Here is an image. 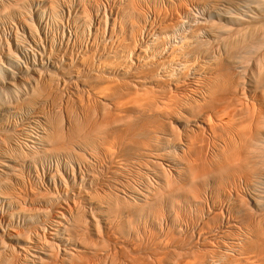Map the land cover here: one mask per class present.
<instances>
[{
    "label": "rangeland",
    "instance_id": "obj_1",
    "mask_svg": "<svg viewBox=\"0 0 264 264\" xmlns=\"http://www.w3.org/2000/svg\"><path fill=\"white\" fill-rule=\"evenodd\" d=\"M64 1H66L67 3ZM70 1L71 0H63V1L59 0L58 3L56 4L55 10L57 11H55L54 13L55 15H51V14L48 15L47 13H44L45 17L42 15L43 19L46 20L45 21L46 23L42 22V30H41L42 32H40L41 36H39V48L38 49H41V50H38L32 44L30 46V43L29 45L26 43L24 46L26 47L28 46L27 49H25L26 47H24L22 51L18 53L16 57L17 61H19L20 64L18 62L17 63L19 65L23 64L22 66H18L19 68L27 69L28 68L27 66H29V68L30 66L32 67L34 66L36 75L28 72L29 74H27L25 78H26V81H30L31 78L34 81L33 78L36 76L35 78L37 80L34 81L35 84L31 85L32 83H34L31 80L32 83L26 82L27 84L25 85L23 84V86H19L18 88L16 87L18 92L17 90H14V92L12 93L13 96L8 95V92H5L3 94L4 97H2L3 101H5L4 98L7 96L8 97L5 98L6 100H8V98L10 99V96L14 97L16 99L15 104L17 106L13 104L14 101L12 100V98L10 99L12 101H9V100L8 102L6 101L8 103L7 105L11 106L12 108L15 107L14 108L15 111L14 113L12 112L7 113L9 117L5 113V116L3 115L5 119L3 118L4 120H0L1 123L2 122L4 123V124L3 123L0 124V133L2 134L3 132V135L6 133L5 137L3 135H0V137L1 136L3 137V138L1 137L2 139L0 138V140L2 141L3 139L6 140L7 134H8V136L10 137L9 139H11L12 141L9 140L8 138L6 140V141L8 140L10 141V142L8 141L7 143V145L11 144L10 146H7L4 143L5 140L3 142L0 141L1 142L0 146L1 148L3 147L2 149H0V152L1 153L4 152L3 153L4 155L1 153L0 155H2V157H5L6 155L5 158L11 161L10 164L14 163V165L12 166L17 165L20 168V170H18L19 168L17 166L13 168V171L18 173V174L16 173V176L19 177L20 180L19 178H16V176L15 177L13 176L15 175V172L12 171L11 175L9 174L7 177L8 179L10 177L9 179L10 181H8L7 178L5 181V183L7 182H10V183H7V186L6 184H4L0 188V194L2 193L1 197L3 199L2 200L0 197V235L2 234V236H4V237H0V244L4 243V247L2 244L0 245L1 247H3L0 249V251L3 250L2 253H0V260L3 259L4 261L5 258L3 257H7V258L12 257L11 261L7 259L8 264L10 263L11 264H29L30 262H31L30 264H41V263L46 264V262L48 263L53 262L50 264H62V263L66 264L67 260L70 259L67 264H71V263L75 264L76 259L78 258L81 259L82 257L84 258L87 256L86 254H84L86 256H82L83 254L81 255V252L85 250L84 253L86 252L87 254H90L91 256L89 255L90 257L89 256L88 257L91 260L94 257L93 260H95L92 263L93 260L91 261L90 259H87L88 264L90 263L91 264H97V263L98 264H107V263L114 264L115 262H116L115 264H134V263L135 264H141V263L142 264H172V263L173 264H191V263L197 264V262L200 263L201 261H208V262L210 261L211 263L213 262L212 264H235V263L245 264L246 260L249 259V256L251 255L254 256L255 258L253 257L252 262L250 264H257V263L263 264L264 263V257H263L264 248L263 247L258 246V248L260 249L263 248L261 250L262 254L260 252V249H257V247L254 248L257 245H254L252 246V248H250L252 249V251L248 248H247L248 250L242 251L240 249L241 244L238 245L237 240L238 242H240L239 239H242V237H244L246 234H249V233L254 234L253 229L254 231H256L255 234L256 233L260 234L264 232V216H263L264 207L262 209L259 207L257 208L256 206L258 205L255 204L257 200L258 202L260 201L264 202V183H263L264 168L262 169V166H264V163H263L264 158L260 160L258 158L260 164L258 162L256 163V161L254 163V165L258 164L259 166L262 164L261 167H258L256 165L258 168L261 169L260 171H257L256 170L257 167H255L254 165L253 166L255 168L252 169L253 167L251 165H248L249 167L251 166L249 168L247 167V164L243 165L239 162L242 160L246 161V156L243 155L242 153L243 151L244 152L246 151V149L244 150V147L245 148L247 147L246 145L248 144L250 140L251 142L254 141L252 139L253 136L255 139V135L252 136L251 132L255 134L257 133V130L264 129L261 126L262 124L261 125L259 124L264 119V106H263L264 99L262 97L264 96V91L262 90L263 92H261V89L260 90L256 89L253 86L251 87L250 84H248V87L250 86L252 89H250V87L249 88L247 87L248 90L245 89L241 92L239 91L240 93H238L236 97L239 99L235 98L233 100L232 98H229L227 96L226 92L225 94L222 93L223 97L225 95H226L225 97H227V99L224 97L225 100H227L225 101L224 98H222V95L219 94L220 92H224V91L220 90L219 92L216 89L215 86L217 85L218 81H216V79L213 78L215 77L217 79H220L219 76L215 74L216 71H214L213 69L216 67L215 63H217L218 61L217 59L220 60L221 57L222 58L224 57L222 48L221 46H219L220 44L218 43L220 41H218V38L216 36H213L214 34H216V32L214 31H216L217 27L220 26L219 23L221 25L224 24L223 21L217 19L218 18L217 14L218 13L221 14L223 12L227 16L228 9H230L228 10V12H230V11L236 10L237 8H242L240 9L241 11V10H244L245 6L238 7L237 5L236 7V5L232 6L230 4H225V3H216L214 2V0H127V1L126 0H82V1L72 0L71 2ZM77 2H79V4ZM210 2L212 5L210 4ZM70 5L72 6V8L70 7ZM79 5H83V6H79ZM210 6L212 8H210ZM82 7L85 9V11ZM249 7L250 6H246L245 10L247 11L245 10H244L245 12L241 11V12H244L242 14H239L240 11L238 12V9H237L236 11H234V15H232L233 12H230L229 15L235 16L237 13L239 15H236V16H240V15L243 16V14H245L244 16L249 15V17L255 16L254 15L255 11ZM76 8H79V9H76ZM31 9L32 8H29L30 10L29 12H32L29 14V17L33 18L34 10L33 9L31 10ZM223 9L224 10L227 9L225 10L226 13ZM249 9H251L252 13L254 11L253 15L252 13H250L251 11ZM213 10H216V11H213ZM219 10L222 12L220 13ZM56 12L58 14H56ZM76 13H78L77 14L78 17ZM84 13L86 14L87 21L85 22V24L83 23V26H82L81 17L79 16H81V14L84 15ZM56 15L57 17H55ZM54 17L56 18V20ZM72 17H75V18H72ZM78 18L79 20H76ZM74 20H76V22ZM70 21L72 23H70ZM213 22L215 23V25ZM1 23L5 26V28L3 25H1ZM77 23H79V25H81L82 27L79 26ZM207 23L208 24L210 23V25H212V27L210 26L212 31L215 29L213 31L214 33L213 32L212 34L209 33L211 34L210 36L209 34L207 35L208 32H206L208 28L210 29ZM217 23L219 26H217ZM75 24L76 26L78 25V27H76ZM205 24L208 25V27H206L207 29L205 28L206 26ZM0 25H1L0 26V40L4 41V42L0 41V44L4 43L5 46H8L9 48L12 49V45L10 43L11 42L10 38L12 36L10 26L6 25L2 21L0 22ZM203 25H204V29H206L205 32H204V29L201 28L203 27ZM214 26L216 28H214ZM194 28L195 30H193ZM215 37L217 38V40ZM214 39L216 40V44L214 42L215 41ZM7 41H8V44L6 45ZM212 41L214 43H212ZM199 44L203 46H200ZM204 44H206V46H204ZM216 45H218V47ZM32 46H33V50L31 49ZM205 47H207V50ZM212 50L214 54H212L213 53ZM192 51L195 53H193ZM203 52L213 55V56L210 55L211 61L209 60L210 57L209 58L202 57V55H206ZM217 52L218 53L220 52L222 54L218 55ZM44 53H46L47 56L48 54L50 53L51 54L47 58L46 54L44 55L45 57L41 56ZM53 53L56 56H54ZM257 55L256 53H254L253 56L251 55L250 57L247 56V59L245 60L246 62L244 61L243 62L244 64L242 63L243 65L246 64L244 67L242 64H239L240 66L238 65L237 67L236 66L234 67L233 71L236 70L237 68L239 69L242 65L243 68H240V69L245 70L243 73L244 75L241 73L242 70L240 69H239L240 72L238 71V69L236 70L237 73L239 72L238 74L237 73L235 74V71L233 74L238 75V76L242 74L245 80H249L250 77L248 78L247 76L249 75L251 76L252 69H254L251 66L254 63L253 60L254 61L257 60L256 59L258 58ZM42 57L46 59H43ZM214 57L216 58L217 61L214 60L215 59ZM252 58H255V59H252ZM31 63H34V64H31ZM35 63H37V65ZM255 64H256V61H255ZM213 65L215 66L214 68H213ZM55 66H59V69L62 68V70L57 69L58 67L56 68ZM37 67L41 69H37ZM66 68H68L67 71L70 73V75L71 74L73 75L71 76L68 75L69 77L65 76L66 79L64 78L65 79L64 80L61 77H64V75L68 74V73H65L67 72ZM249 68L251 69L250 74H249ZM39 70L40 72L42 70L43 71L40 73L38 72ZM212 70L215 72L214 73L215 76ZM52 71H54V73ZM55 71H56V74H55ZM43 72L46 73V74L44 73L46 76L47 74L49 76L46 77L45 75H43L46 78L42 77ZM51 72H52V76H51ZM60 72H63L62 74L64 73L65 74L62 75ZM229 74L231 75V70ZM245 74L247 78L245 77ZM55 75H57L56 78H55ZM58 76L59 78H57ZM28 77L29 78L31 77V78L28 79ZM51 77L52 78L54 77L53 80ZM40 78H44V80ZM48 78L50 79L48 80ZM143 78L148 82L151 81L152 83H148L146 81H144L145 83H142L144 80ZM38 79H39V82H37ZM148 79H151V80H148ZM154 79L158 80L157 84L159 86L157 84L155 85L156 80ZM3 80L4 78H2V80L0 79V81H3ZM55 81L57 85L55 84ZM215 81H216V85H215ZM42 82L45 85L42 84ZM58 82H59V85H58ZM139 83L141 84V86L142 85L143 86L141 87ZM210 83L211 84L214 83L215 86L213 85L211 86L215 87V89L217 90V92L214 91L216 94L212 91L213 90L212 88L211 89L209 88L211 87ZM28 84H29V87L31 86V88L33 89L29 88ZM161 84H162L161 87L163 88L166 87L165 90L163 88H160ZM40 85L42 88L45 89L46 87L48 90L47 89L42 90ZM42 85H44L45 87ZM150 85L152 86V88ZM35 86L40 87V88L38 87L39 89L37 88L39 91L42 90L45 93L46 91L47 92L49 91L50 93L49 92L48 93L50 95L49 94L48 95L50 97H48L47 94L43 92L44 95H46L44 96L41 91L40 92L38 91V94L35 93L37 92L36 88L34 90ZM27 88L33 90L31 91V94L33 93L32 95L29 94L30 91L27 90ZM49 88L51 89V91L49 90ZM102 88L104 89L105 92L103 91ZM159 88L164 91L162 92ZM149 89H151L152 92ZM166 89L168 90V92L164 93L165 91H167ZM20 90L22 91L25 90V91H23L24 92L23 93ZM26 90L29 92H27ZM159 91H160V94H159ZM211 92L215 94L214 96L215 99L211 97L214 95ZM15 93L18 95V100L22 93H23L22 95H24L25 93L26 94L28 93L27 95L25 94V97L27 96L26 98L28 99H31V97L33 96L32 98L33 100L31 101L28 99L26 100L25 97L22 96L23 98L22 97L20 98L23 100L21 101L20 99L18 101L16 98L17 95L14 96ZM18 93L19 94L21 93V94L19 95ZM39 93H42V95L40 94L41 97ZM35 94H37L38 96H36ZM259 94H261L262 96L261 95L259 96ZM253 95H255L254 98H253ZM34 96L37 98L36 99L37 101L34 100L35 99ZM114 96L115 98L112 99V97ZM38 97H39V100L41 99L40 100L41 102L38 100ZM46 97H48V99L50 98V101L46 99ZM220 97L222 99H220ZM116 99L118 100L116 101ZM120 99L122 100L120 101ZM127 99L130 101H128ZM218 99L220 100L216 101ZM24 100L27 101L28 103L27 104L25 102L28 110L26 106H24L25 105ZM212 100L213 101L215 100L214 103L212 102ZM155 101L157 102V104H155L156 103ZM209 101L211 103H209ZM18 102H19V105H18ZM21 102L23 104H21ZM35 102H36V105H35ZM29 103H30V106H29ZM223 103H225L226 105ZM31 106H34V107L32 108ZM83 106L85 108H83ZM212 106L215 108H213ZM246 106L249 108V110ZM209 107H211V109ZM17 108L18 109L22 108V110L21 111L20 109L17 110ZM34 108H36L35 111H34ZM104 108L106 111L104 110ZM25 110H27V112ZM36 111H38V113ZM137 111L140 112V115H139V112ZM200 111H203V112H200ZM252 111H253V114H252ZM25 113H26V116H25ZM58 113L59 114L61 113V114L59 115ZM90 114H92L93 117ZM28 115L29 116L31 115V116L29 117ZM36 115H38L39 117H36ZM51 115H52V122H54L57 118H60V117L62 119L60 118L59 123H61L60 121L66 120V121H63L64 125H62L63 122L61 123L62 125L61 127L62 128L65 127L64 129H66L65 130L66 132L69 126H70L69 130L73 128L75 129L79 126V122L83 120L82 122L84 124H81L80 126V128H83L81 129L82 131L85 130L83 131L85 132L83 134L84 135L87 134L86 131L90 133L89 131L91 130V128H89L90 129L89 130L88 128H86V126L84 127V125H86L85 121H87L88 119L89 121L91 120V122L94 123V125L96 126H94L89 121L87 122H89L90 124L88 123L89 125L88 124L87 125L89 127L92 126L93 128L94 127L97 128V126H99L98 127L99 129L98 128L97 129L94 128V129L96 131L99 130L100 133L99 131H97L96 133L94 131L93 133L92 131L94 129H92L91 132L94 135H92V133L90 135L93 136L91 137L95 141L91 139L92 143H90V145L85 147L84 149L83 148L76 149L77 150L76 151L75 150L76 147L73 148L74 150L72 149L70 152H74V153L79 152L77 154H74V156H73V153L71 154L69 153V155L67 152L64 153V151H62L61 149L63 147L60 146V148H57V149H60L62 152L61 153L58 150L59 151L58 153L57 151V154L59 157L57 156V154L56 155L54 154L55 156L48 155L49 157H47L46 155L40 159L41 162L40 160L39 161L35 160L32 162L29 160V158L34 156L33 152H35V150L38 151L37 150L38 147H36V144H34V138L37 136V134H39V131L42 132V129L46 128L44 123H46V120L47 121L49 120L50 122ZM247 116L249 117L247 118ZM259 116L261 117V119ZM28 117L31 119H29ZM48 117H50V119H48ZM66 117L68 118V121L70 119L71 120L67 122ZM42 118H46L45 121ZM93 118H96L95 120H97L99 124H97V122H95ZM73 119L75 120L72 121ZM177 119L179 120L176 121ZM257 119H259L260 121ZM36 120L40 122L42 125L38 123ZM255 120H257L256 121L257 126L259 127L260 125L259 129L255 128L256 126L254 127ZM32 121H36V122H32ZM207 121L210 123H208ZM70 122H72L73 127H72V124H70ZM138 122H139V125H138ZM74 123L75 124L78 123V126L75 127L76 125H74ZM129 124L133 125V128L135 129L128 130L127 127H129ZM192 124H195V126H191ZM2 126H4L3 127L4 129H2ZM18 127H23L24 129L22 128L23 129L22 130ZM7 128H9V131ZM39 128L40 129L42 128V129L40 130ZM125 128H127V130ZM189 128L190 129L192 128V129L189 130ZM10 129L14 133L11 132ZM142 129H145V130H142ZM20 130L24 132L25 131L26 132L28 131V132L27 134L24 132L21 133ZM65 131L63 132L65 133ZM82 131L80 134L81 136L83 135ZM9 132L11 134H9ZM33 132H35V134ZM143 132L146 134H141ZM76 134H77V136H75L77 137L76 139L81 138L78 136L79 135L78 133ZM33 135L35 137H32ZM145 135L147 137H145ZM14 136H15V139H14ZM191 136L194 137L193 142L191 141V138H193ZM244 136L245 137L247 136L246 137L247 139ZM250 136H252V138ZM143 137H145L146 139ZM30 139L33 141H31ZM119 139H120V143H119ZM232 140L235 143H233ZM190 141L194 145H191ZM251 142L249 144H251ZM241 144L244 146H242ZM29 145L31 148L29 147ZM238 146L240 148L241 147L243 148L240 149ZM189 147L191 148L189 149ZM109 149L111 152L109 151ZM197 150L199 151L197 152ZM165 151H167L168 155L165 153ZM168 151L170 153H168ZM9 152L11 153L9 154ZM7 153L9 155H7ZM60 153L62 156L59 155ZM163 153L166 154V156ZM28 154L30 155V157L28 156ZM19 155H21L20 156L21 158L18 157ZM76 155H79V156L77 157ZM23 156L25 157V159L22 158ZM67 156L72 159L68 158ZM262 156L264 155L262 154ZM244 157H245V160H244ZM19 159L26 160V162L23 160L19 161ZM13 160L14 162H12ZM27 161H30L31 165H29V162ZM239 163L241 164L240 166H238ZM22 164H24V166H22ZM246 167L248 168L249 173L251 172L252 174L251 173L249 174L247 172ZM254 170H256L259 174L257 172L255 173L252 172ZM187 171L188 172L190 171V172L188 173ZM221 173H223L224 175ZM247 173L249 174L248 176H247ZM253 174L255 175L257 174L255 177H257L258 179L255 178ZM251 175L254 178L251 177ZM62 179L64 182L62 181ZM185 186H187V189ZM5 193L7 194V196H4ZM8 195L11 196L12 198H9ZM143 195L144 196L146 195V197H144ZM8 200L10 202L12 201V204L14 205V206L12 205L13 207L11 206L12 208L11 207L8 208V206L11 205V203ZM145 200L146 201L155 200L154 205L156 204L157 201H158L157 202L158 204H156V206L153 207L152 209H146L145 207H143L142 209L141 207L143 206V202ZM263 202H260V203H263ZM196 203L197 204L199 203V204L197 205ZM243 203H244V206H243ZM111 207L113 209H110ZM106 208H109L110 210ZM156 208L158 211L156 210ZM13 211L16 212L14 213L15 215L13 214ZM240 211H243V212L240 213ZM19 212L21 215H18ZM238 213L239 215L242 216V220H241V216H238ZM242 214L245 215V217H243ZM250 214H251V217L248 216ZM246 215L249 218H246L247 217ZM27 217L29 218L27 219ZM130 218L131 220L129 221ZM57 220L62 225H65L64 229H62L63 226L62 228L59 229V227H61V224L56 222ZM75 220H77V222L80 221L78 222L79 224L76 223ZM105 220H108V221H105ZM262 220H263V223H262ZM74 221L75 223H73ZM111 221H114V222H111ZM122 222H124V224L122 225H124L123 227L125 228L122 227L121 225ZM55 223L58 224L57 225L58 227L56 226ZM103 223H105L107 226ZM129 223L131 225L130 227H128ZM75 224H77V227H75L76 226ZM96 224H97V227H95ZM256 224H258L259 226ZM258 227H261V230ZM66 229H68L69 231H67ZM108 230L109 231L111 230L110 231L111 233L110 232L108 233ZM64 231L65 232L67 231V233H64ZM259 231L261 232L258 233ZM10 232L11 234L15 235L17 239L21 236V238L23 237L22 240L24 239L25 241L23 242L21 238L18 239V242H16L17 240L16 241L7 240L5 236H7ZM27 232L28 234H26ZM54 232L57 235L56 237H55ZM68 232H70L69 234H73L74 236L70 235L71 236L70 237ZM123 233L124 234L127 233L126 234L127 236L125 235L126 238L124 239L123 237L125 236ZM172 233H174L175 235ZM17 235H20V236H17ZM67 235H68V238H66ZM75 235L78 237H76ZM115 235H117V237H115ZM72 236L75 238H73ZM83 237H86L87 239ZM63 238L66 242H63L64 241ZM66 239L68 240L69 244L67 243ZM72 239H74L75 241L74 240L72 241ZM80 240L82 244L87 242L85 243V247H83L84 244L82 245L80 242H78ZM9 242H10V246H9ZM77 242L83 248H81ZM13 243L14 244L17 243V244L14 245ZM101 244L103 245L104 248H102ZM231 244H233L234 246L235 245L237 246H235L234 248ZM11 245H12V248H11ZM46 245H49V246L51 245L52 247L51 246L48 247ZM77 245H79V247ZM90 245L94 249L92 250L91 248L92 252H90L91 251L90 248H87ZM45 246L47 248H45ZM99 246H100V249H99ZM6 247H7V250H6ZM8 247L10 248L8 249ZM40 247L41 248L44 247L42 248L43 250H41ZM49 248H51V250H49L50 253H53L52 257L54 259L52 258L53 259V260L51 259L52 261L44 257V255L42 254V252L43 253L46 252L47 249ZM77 248H80V249H77ZM253 249H255L256 251ZM74 250L76 251L78 250V251L76 252ZM97 250L98 252H100L99 255L103 254V256L105 255V258L103 256L102 257L99 256ZM257 250L261 254V256L259 257L257 255H260V254H258ZM64 251L66 252L65 254H64ZM67 251L70 253H68ZM234 251H236V253ZM245 251L246 252L249 251V252L246 253ZM231 253H233L232 255L234 257L235 256L238 257V258L236 257L235 260H238L239 257L241 259L243 257V259L234 261L233 259L234 257L231 256ZM243 253L246 255V257ZM252 253L253 254L256 253L257 255L255 254L253 255ZM66 254H68V256ZM78 254L81 255L82 257H79ZM72 255L74 256V259H72L73 258ZM129 255L132 256L134 263L133 261H131L132 259L129 258L131 257ZM35 256H37L38 258ZM54 256L56 257V259ZM252 256L250 257V260ZM39 257H44L45 259L40 258L41 259L40 260ZM106 257L108 260L106 259ZM110 257H111V260H110ZM61 258H63V260ZM98 258L100 259L98 260ZM128 258L130 259V261L127 260ZM71 259L74 260V262H72ZM231 259H233V261ZM7 260L5 261L6 262L5 264H7ZM37 260L38 262H35ZM58 260H61V262ZM84 260H81V261L83 262ZM250 260H247V262L248 261L250 262ZM41 261H44V262H41ZM64 261L66 262L64 263ZM100 261L102 262L100 263ZM104 261H106V263ZM79 262L80 260L77 262V264H82L81 262L80 263ZM85 262L83 263L87 264ZM247 262L246 264H249Z\"/></svg>",
    "mask_w": 264,
    "mask_h": 264
},
{
    "label": "bare ground",
    "instance_id": "obj_2",
    "mask_svg": "<svg viewBox=\"0 0 264 264\" xmlns=\"http://www.w3.org/2000/svg\"><path fill=\"white\" fill-rule=\"evenodd\" d=\"M58 1L59 0H0V22L2 21V22H4L6 25H8V26H10V29H11V32H12V36H11V38H10V40H11V45H12V49L11 48H9L8 46H5L4 45V43L3 44H0V79L2 80V78H4V80L3 81H0V120H4L5 118L3 117V115L5 116V113H6V115H7V113H14V111H15V107L14 108H12L11 106H9V105H7L8 103V100L9 101H14V103L13 104H15V102H16V99L14 98V97H12L13 95H12V93L14 92V90H17V88L19 87V86H23V84L25 85V84H27V83H32L31 82V80H32V78H31V80L30 81H26V78H25V76L27 75V74H29V73H32V74H35V69H34V66L32 67V66H30V68H29V66H27L28 68V70L25 68V69H23V68H19L18 66H22V65H19L20 63H19V61H17V55H18V53H20L21 51H22V49L24 48V47H26V46H24L26 43L29 45V43H30V46H31V44L35 47V48H39V36H41L40 35V32H42L41 30H42V22H44V23H46L45 21L46 20H44L43 19V17H42V15L44 16V13H47L48 15L49 14H51V15H55L54 13H55V11H57V10H55L56 9V4L58 3ZM63 1V0H62ZM72 1V0H71ZM70 1V2H71ZM76 1H79V0H76ZM82 1V0H81ZM127 1V0H126ZM64 2H66V1H64ZM69 2V3H70ZM213 2V1H212ZM214 2H216V3H225V4H230V5H236V7H237V5H238V7L240 6H250L249 8H251V9H253L254 11H255V16H250L249 17V15L248 14H246V15H248V16H244L245 14H243V16L242 15H240V16H236V15H239V14H242V13H244L245 11H247V10H245V7H244V10H241V11H244V12H241L240 11V9H242V8H237L238 9V12H239V14H237L236 13V15L235 16H230L229 15V13L230 12H233V14L232 15H234V11H236V10H234V11H230V12H228V10H230V9H225V10H227V16H226V14H224L222 11H220V13L222 12L223 13V15H222V13L221 14H217V19L218 20H221V21H223V23L225 24H223L222 22V24L223 25H221L220 23H219V25H218V23H217V26H219V27H217V30L216 31H214L215 29L214 28H216L215 26H214V28H212V29H214L213 31L214 32H216V34H214L213 36H216L217 38H218V41H220V42H218L217 44L219 45V46H221V48H222V51H223V54H224V57L222 58L221 57V59L219 60V59H217L216 60V58L214 59L215 61H217V63H215L216 64V67L213 65V70L214 71H216V73L212 70V72H213V74L215 73L217 76H219V78L220 79H217V78H215V77H213L214 79H216V81H218L217 82V85H216V81H215V85H214V83H210V86L211 85H213V86H215L216 87V89L220 92V90L221 91H224V92H220L219 94H221L222 95V93L223 94H225V92H226V94H227V96L229 97V98H232L233 100L237 97V95H238V93H240L241 91H243V90H245V89H247V87H248V84H250L251 85V87L253 86L254 88H256V89H261V92H263L264 91V0H214ZM213 2V3H214ZM60 3V2H59ZM63 3V2H62ZM67 3V2H66ZM78 4H79V2H77ZM90 3V2H89ZM88 3V4H89ZM203 3V2H202ZM65 4V3H64ZM83 4V3H82ZM210 4H211V2H210ZM63 5V4H62ZM72 5V4H71ZM70 5V7L72 8V6ZM87 5V4H86ZM92 5V4H91ZM91 5H90V7H91ZM186 5V4H185ZM212 5V4H211ZM216 5V4H215ZM222 5V4H221ZM224 5V4H223ZM58 6V5H57ZM59 6H61V5H59ZM64 6V5H63ZM79 6H83V5H79ZM132 6V5H131ZM217 6V5H216ZM215 6V7H216ZM77 7V6H76ZM84 7H86V6H84ZM213 7H214V5H213ZM223 7V6H222ZM29 8H32L33 10H34V17L32 18V17H29V14L30 13H32V12H29L30 10H29ZM68 8V7H67ZM83 8V7H82ZM210 8H212L211 6H210ZM217 8V7H216ZM221 8V7H220ZM225 8V7H224ZM229 8V7H228ZM31 9V10H32ZM70 9V8H69ZM68 9V10H69ZM76 9H79V8H76ZM84 9V8H83ZM94 9V8H93ZM96 9V8H95ZM214 9V8H213ZM234 9V8H233ZM247 9V8H246ZM251 9H249L250 11H251ZM75 10V9H74ZM208 10V9H207ZM224 10V9H223ZM224 10V11H225ZM232 10V9H231ZM79 11V10H78ZM84 11H85V9H84ZM83 11V12H84ZM100 11V10H99ZM189 11V10H188ZM213 11H216V10H213ZM218 11V12H219ZM249 11V12H250ZM254 11H253V13H254ZM69 12V11H68ZM77 12V11H76ZM83 12H81V13H83ZM87 12V11H86ZM105 12V11H104ZM248 12V13H249ZM70 13H72V12H70ZM100 13V12H99ZM210 13H212V12H210ZM217 13V12H216ZM215 13V14H216ZM225 13H226V11H225ZM250 13H252V11L250 12ZM249 13V14H250ZM253 13H252V15H253ZM56 14H58L57 12H56ZM78 13H76V15H77ZM215 14H213V15H215ZM211 15V14H210ZM47 16V15H46ZM75 16V15H74ZM88 16V15H87ZM45 17V16H44ZM49 17V16H48ZM55 17H57V15L55 16ZM54 17V18H55ZM71 17V16H70ZM77 17H78V15H77ZM79 17H81V24H82V26H83V23L85 24V22L87 21V19H86V14L84 13V15H82L81 14V16H79ZM51 18V17H50ZM59 18V17H58ZM72 18H75V17H72ZM188 18V17H187ZM44 21H43V20ZM46 19V18H45ZM55 20H56V18H55ZM76 20H79V18L78 19H76ZM76 20H74L75 22H76ZM101 20V19H100ZM53 21V20H52ZM71 21H72V19H71ZM70 21V23H72ZM73 21V22H74ZM210 21H212V20H210ZM56 22V21H55ZM79 22V21H78ZM106 22V21H105ZM215 22H217V21H215ZM48 23V22H47ZM54 23V22H53ZM198 23V22H197ZM206 23V22H205ZM211 23V22H210ZM210 23L208 24L209 25V27L211 26L212 27V25H210ZM214 23V22H213ZM212 23V24H213ZM78 25H79V23H77ZM1 25H3L2 23H1ZM0 25V26H1ZM57 25V24H56ZM78 25L76 26V24H75V26L76 27H78ZM206 25V24H205ZM208 25H206L205 26V28L206 27H208ZM214 25H215V23H214ZM4 26V25H3ZM7 26V27H8ZM74 26V25H73ZM79 26H81V25H79ZM81 26V27H82ZM138 26V25H137ZM151 26V25H150ZM202 26V25H201ZM87 27V26H86ZM190 27V26H189ZM199 27H200V25H199ZM211 27H210V29L208 28H206V29H204V25H203V27H201V28H203L204 29V32H205V30H206V32H208L207 33V35L209 34V33H211L212 34V30H211ZM2 28V27H1ZM4 28H5V26H4ZM45 28V27H44ZM82 29V28H81ZM197 29V28H196ZM6 30V29H5ZM16 30H18V31H16ZM44 30V29H43ZM193 30H195V28L193 29ZM78 31V30H77ZM111 31V30H110ZM133 31V30H132ZM191 31V30H190ZM197 31V30H196ZM10 32V31H9ZM9 32H8V34H9ZM184 32V31H183ZM213 32V33H214ZM78 33V32H77ZM192 33V32H191ZM211 34H209V36L211 35ZM129 35V34H128ZM192 35V34H191ZM206 35V34H205ZM45 36V35H44ZM208 36V37H209ZM212 36V37H213ZM235 36V37H234ZM194 37V36H193ZM215 37V38H216ZM130 38V37H129ZM187 38V37H186ZM192 38V37H191ZM206 38V37H205ZM217 38H216V40H217ZM41 39V38H40ZM195 39V38H194ZM193 39V40H194ZM5 40V39H4ZM48 40V39H47ZM46 40V41H47ZM187 40V39H186ZM196 40H198V39H196ZM215 40V39H214ZM216 40L214 41L215 42V44H216ZM1 41V40H0ZM41 41V40H40ZM43 41V40H42ZM61 41V40H60ZM189 41H191V40H189ZM195 41V40H194ZM201 41V40H200ZM205 41V40H204ZM211 41V40H210ZM209 41V42H210ZM1 42H4L3 40L1 41ZM213 41H212V43H214ZM43 43V42H42ZM41 43V44H42ZM196 43V42H195ZM198 43V42H197ZM200 43V42H199ZM202 43V42H201ZM203 43H205V42H203ZM207 43V42H206ZM8 44V41H7V43H6V45ZM40 44V45H41ZM214 44V45H215ZM49 45H51V44H49ZM194 45V44H193ZM197 45V44H196ZM195 45V46H196ZM200 45V44H199ZM218 45H216L217 47H218ZM33 46H32V50H33ZM200 46H203V45H200ZM204 46H206V44H204ZM28 47V46H27ZM27 47L25 48V49H27ZM41 47V46H40ZM194 47V46H193ZM216 47V48H217ZM178 48V47H177ZM202 48H204V47H202ZM206 48V50H207V47H205ZM208 48H209V46H208ZM215 48V49H216ZM25 49H24V51H25ZM44 49V48H43ZM173 49V48H172ZM210 49H212V48H210ZM220 49V48H219ZM30 50V49H29ZM28 50V51H29ZM31 50V51H32ZM38 50H41V49H38ZM174 50V49H173ZM199 50V49H198ZM200 50H202V49H200ZM27 51V52H28ZM48 51V50H47ZM203 51H205V50H203ZM208 51H209V49H208ZM208 51H206V52H208ZM220 51V50H219ZM42 52H44V51H42ZM49 52V51H48ZM193 52V51H192ZM202 52V51H201ZM204 53V54H206V55H202V57H210V55L211 54H209V53ZM212 52H213V50H212ZM24 53V52H23ZM31 53V52H30ZM38 53V52H37ZM47 53V52H46ZM46 53H44V54H42L41 56H44ZM52 53V52H51ZM50 53V54H51ZM160 53V52H159ZM170 53V52H169ZM193 53H195V52H193ZM211 53V52H210ZM254 53H256V55L258 56V58H256L257 60H255L256 61V64H255V61L253 60V65L251 66V67H253L254 69H252V72H251V76L249 75V76H247L248 78H249V80H245L244 79V76H242V74L244 73V69L242 70V69H240V68H243L245 65H243L244 63V61L247 59V56H249L250 57V55L251 56H253V54ZM28 54V53H27ZM33 54H35V53H33ZM39 54H41V53H39ZM50 54H48V56H47V54H46V57L48 58L49 57V55ZM208 54V55H207ZM212 54H214V52L212 53ZM217 54L219 55V54H222V53H218L217 52ZM53 55H54V53H53ZM216 55V54H215ZM217 55V56H218ZM35 56V55H34ZM52 56V55H51ZM54 56H56V55H54ZM211 56H213V55H211ZM29 57V56H28ZM36 57V56H35ZM45 57V56H44ZM59 57V56H58ZM255 57V56H254ZM41 58V57H40ZM43 58V57H42ZM51 58V57H50ZM56 58V57H55ZM184 58V57H183ZM213 58V57H212ZM220 58V57H219ZM16 59V60H15ZM38 59V58H37ZM43 59H46V58H43ZM42 59V60H43ZM180 59V58H179ZM211 59V57L209 58V60ZM252 59H255V58H252ZM20 60V59H19ZM49 60V59H48ZM195 60V59H194ZM214 60H212V61H214ZM29 61V60H28ZM50 61V60H49ZM48 61V62H49ZM58 61V60H57ZM56 61V62H57ZM183 61V60H182ZM211 61V60H210ZM248 61V60H247ZM250 61V60H249ZM19 64H18V63ZM46 62V61H45ZM55 62V61H54ZM53 62V63H54ZM188 62V61H187ZM246 62V61H245ZM50 63V62H49ZM182 63V62H181ZM243 63V64H242ZM27 64V63H26ZM25 64V65H26ZM30 64V63H29ZM31 64H34V63H31ZM36 65H37V63H35ZM45 64V63H44ZM59 64H60V62H59ZM174 64V63H173ZM211 64V63H210ZM239 64H242L243 65V67H242V65H241V67L239 68L240 70H242L241 71V73L242 74H240L239 76L238 75H234L233 73H234V71H235V74L237 73L236 72V70L238 69H236V70H234L233 71V69H234V67L236 66H238ZM255 64V65H254ZM49 65V64H48ZM52 65V64H51ZM54 65V64H53ZM57 65V64H56ZM72 65V64H71ZM165 65V64H164ZM185 65V64H184ZM190 65V64H189ZM248 65V64H247ZM42 66H44V65H42ZM47 66V65H46ZM74 66V65H73ZM162 66V65H161ZM176 66H178V65H176ZM210 66V65H209ZM240 66V65H239ZM249 66V65H248ZM248 66H247V68H248ZM24 67V66H23ZM54 67V66H53ZM57 69H59V66H55ZM61 67V66H60ZM166 67V66H165ZM250 67V68H251ZM63 68H65V67H63ZM155 68V67H154ZM179 68V67H178ZM177 68V69H178ZM249 68V74H250V69ZM37 69H41V68H38L37 67ZM37 69H36V71H37ZM43 69V68H42ZM48 69V68H47ZM57 69H55V70H57ZM67 69L68 68H66V71H67ZM72 69V68H71ZM189 69V68H188ZM216 69V70H215ZM238 69V71L240 72V70ZM246 69V68H245ZM31 72H30V71ZM49 70V69H48ZM59 70H62V68H60ZM59 70H57V71H59ZM64 70V69H63ZM230 70H231V75L229 74L230 73ZM247 70V69H246ZM43 71V70H42ZM41 71V72H42ZM46 71V70H45ZM51 71V70H50ZM70 71V70H69ZM233 71V72H232ZM29 72V73H28ZM38 72H40V70L38 71ZM40 72V73H41ZM53 73H54V71H52ZM52 72H51V76H52ZM71 72V71H70ZM144 72V71H143ZM211 72V71H210ZM238 72V73H239ZM37 73V72H36ZM39 73V74H40ZM45 72H43V74H42V77H45L46 75V73L44 74ZM48 73H49V71H48ZM57 73H59V72H57ZM61 74L63 73V72H60ZM65 73H68L67 75H64ZM64 74H62V75H64V77H61L62 79H66V77L65 76H71V75H73V74H71L70 75V73L67 71V72H65ZM77 73V72H76ZM237 73V74H238ZM247 73V72H246ZM31 74V75H32ZM38 74V75H39ZM55 74H56V71H55ZM171 74V73H170ZM181 74V73H180ZM208 74H209V72H208ZM212 74V75H213ZM215 74H214V76H215ZM36 75V74H35ZM38 75H37V77H38ZM43 75H45V76H43ZM54 75V74H53ZM148 75V74H147ZM167 75V74H166ZM244 75V74H243ZM2 76V77H1ZM29 76V75H28ZM34 76V75H33ZM40 76V75H39ZM49 75L47 74V76L46 77H48ZM56 76L57 75H55V78H56ZM68 76V77H69ZM81 76V75H80ZM231 76V77H230ZM36 77V76H35ZM33 78L34 79V81L35 80H37L36 78ZM45 77V78H46ZM172 77V76H171ZM245 77H246V74H245ZM246 77V78H247ZM29 77H28V79H30ZM52 78V77H51ZM54 78V77H53ZM53 78H52V80H53ZM57 78H59V76L57 77ZM94 78V77H93ZM27 79V80H28ZM40 79H43L44 80V78H40ZM50 78H48V80H49ZM64 79V80H65ZM120 79V78H119ZM144 79V78H143ZM152 79V78H151ZM151 79H148V80H151ZM213 79V80H214ZM42 80V81H43ZM47 80V79H46ZM56 80V79H55ZM58 80V79H57ZM71 80V79H70ZM73 80V79H72ZM83 80V79H82ZM86 80V79H85ZM154 80H156V79H154ZM212 80V81H213ZM33 81V80H32ZM33 81V82H34ZM41 81V80H40ZM60 81V80H59ZM144 81H146L145 79L143 80V82L142 83H145ZM153 81V80H152ZM157 81L158 80H156L154 83H155V85L157 84ZM170 81H171V79H170ZM27 82V83H26ZM37 82H39V79H38V81ZM50 82V81H49ZM49 82H47V83H49ZM54 82V81H53ZM67 82V81H66ZM69 82V81H68ZM71 82V81H70ZM83 82V81H82ZM85 82V81H84ZM92 82V81H91ZM146 82H148V81H146ZM41 83V82H40ZM51 83V82H50ZM80 83V82H79ZM141 83V82H140ZM139 83V84H140ZM148 83H152L151 81H149ZM165 83V82H164ZM164 83H162V84H164ZM168 83V82H167ZM186 83V82H185ZM33 84H35V82L34 83H32L31 85H33ZM39 84V83H38ZM37 84V85H38ZM42 84H44L43 82H42ZM52 84V83H51ZM50 84V85H51ZM55 84H56V81H55ZM64 84V83H63ZM67 84V83H66ZM82 84V83H81ZM83 84H85V83H83ZM88 84V83H87ZM162 84L160 85V88H163V87H161L162 86ZM175 84H177V83H175ZM189 84V83H188ZM203 84V83H202ZM207 84H209V83H207ZM45 85V84H44ZM44 85H42V86H44ZM54 85V84H53ZM57 85V84H56ZM58 85H59V82H58ZM109 85V84H108ZM153 85V84H152ZM158 85V84H157ZM171 85V84H170ZM68 86H70V85H68ZM112 86V85H111ZM118 86V85H117ZM140 86H141V84H140ZM143 86V85H142ZM141 86V87H142ZM151 86V85H150ZM159 86V85H158ZM158 86H156V87H158ZM192 86V85H191ZM213 86H211V87H209L210 89L212 88L213 90V92L214 91H216L217 92V90L215 89V87H213ZM17 87V88H16ZM26 87H27V85H26ZM28 87H29V84H28ZM39 87V86H38ZM37 86H35L34 87V90H35V88L37 89L38 88ZM40 87H41V85H40ZM39 87V88H40ZM45 87V86H44ZM48 87H49V85H48ZM65 87V86H64ZM78 87V86H77ZM103 87V86H102ZM208 87V86H207ZM250 87V86H249ZM248 87V88H249ZM250 87V89H252ZM29 88H31V86L29 87ZM29 88H27V90H29V91H27V92H29V94H31V91H33V90H31V89H33V88H31V89H29ZM38 88V89H39ZM42 88V87H41ZM55 88V87H54ZM58 88H59V86H58ZM101 88V87H100ZM112 88V87H111ZM146 88V87H145ZM150 88V87H149ZM151 88H152V86H151ZM159 88V89H160ZM166 88V87H165ZM165 88H163L164 90H165ZM168 88V87H167ZM172 88V87H171ZM176 88H177V86H176ZM188 88V87H187ZM253 88V89H254ZM21 89V88H20ZM23 89H25V88H23ZM37 89V92H35V93H37L38 94V90ZM44 88H42V90H43ZM45 89H47L46 87H45ZM44 89V90H45ZM78 89H80V88H78ZM83 89V88H82ZM103 89V88H102ZM131 89V88H130ZM148 89V88H147ZM146 89V90H147ZM175 89V88H174ZM215 89V90H214ZM42 90H40L42 93L44 92V91H42ZM48 90V89H47ZM49 90L51 91V89L49 88ZM59 90V89H58ZM106 90V89H105ZM115 90V89H114ZM128 90V89H127ZM133 90V89H132ZM150 91H151V89H149ZM161 90V89H160ZM164 90H161L162 92L164 91ZM167 90V89H166ZM248 90V89H247ZM255 90V89H254ZM263 90V91H262ZM20 91H22V90H20ZM19 91V92H20ZM23 91H25V90H23ZM22 91V92H23ZM39 91V92H40ZM103 91H104V89H103ZM109 91V90H108ZM145 91V90H144ZM149 91V92H150ZM155 91V90H154ZM240 91V92H239ZM249 91H251V90H249ZM5 92H8V95H12V96H10V99L12 98V100H10L9 98H8V100H6L5 98H7V97H5L4 98V100L5 101H3V99H2V97H4L3 96V94L5 93ZM16 92V91H15ZM17 92H18V90H17ZM49 92V91H48ZM47 91H46V93L45 94H47V96L48 97H50L49 95V93H48ZM105 92V91H104ZM107 92V91H106ZM122 92V91H121ZM136 92V91H135ZM152 92V91H151ZM161 92V93H162ZM166 92H168V90L167 91H165L164 93H166ZM210 92V91H209ZM248 92V91H247ZM255 92V91H254ZM261 92H259V93H261ZM10 93V94H9ZM24 93V92H23ZM22 93V94H23ZM42 93H39V95L41 94L42 95ZM44 93H43V95H44ZM53 93V92H52ZM127 93V92H126ZM134 93V92H133ZM147 93V92H146ZM157 93V92H156ZM212 93V92H211ZM215 93V92H214ZM214 93H212V94H214ZM243 93V92H242ZM257 93V92H256ZM19 94V93H18ZM21 94V93H20ZM19 94V95H20ZM21 94V96L20 97H22V96H24L25 97V94L24 95H22ZM28 94V93H27ZM26 94V95H27ZM33 94V93H32ZM31 94V95H32ZM37 94H35L36 96H38ZM49 94V95H48ZM98 94V93H97ZM159 94H160V91H159ZM216 94V93H215ZM215 94L213 95V96H211L210 94V96L211 97H213V99H215ZM263 94V93H262ZM6 95V94H5ZM17 94L15 93V95L14 96H16ZM41 95H40V97H41ZM53 95V94H52ZM59 95V94H58ZM80 95V94H79ZM114 95V94H113ZM125 95V94H124ZM128 95V94H127ZM139 95V94H138ZM146 95V94H145ZM174 95V94H173ZM208 95V94H207ZM206 95V96H207ZM218 95V94H217ZM241 95V94H240ZM243 95V94H242ZM261 94H259V96H260ZM44 96H46V95H44ZM116 96V95H115ZM115 96L114 97H112V99L113 98H115ZM120 96H122V95H120ZM119 96V97H120ZM176 96V95H175ZM220 96V95H219ZM226 96V95H225ZM224 96V97H225ZM254 96L255 95H253V98H254ZM262 96V95H261ZM19 97V100L21 99ZM27 97V96H26ZM25 97V99L27 100L28 98H26ZM29 97V96H28ZM35 97V96H34ZM48 97H46V99H48ZM56 97V96H55ZM117 97V96H116ZM119 97H118V99H119ZM127 97V96H126ZM125 97V98H126ZM133 97V96H132ZM147 97V96H146ZM167 97V96H166ZM177 97V96H176ZM223 97V95H222V98H224ZM246 97V96H245ZM263 97V99H264V96H262ZM16 98H17V100H18V95L16 96ZM23 98V97H22ZM33 98V96L31 97V99H28V100H33L32 99ZM44 98V97H43ZM80 98V97H79ZM88 98V97H87ZM143 98V97H142ZM155 98V97H154ZM221 97H220V99H222ZM226 99H227V97H225ZM225 98H224V100H225ZM228 98V99H229ZM252 98V97H251ZM261 98V97H260ZM37 98L35 97V99L34 100H36ZM46 99H45V101H46ZM118 99H116V101L118 100ZM123 99V98H122ZM122 99H120V101L122 100ZM150 99V98H149ZM162 99V98H161ZM180 99V98H179ZM210 99H212V98H210ZM217 99V98H216ZM220 99H218V100H216V101H219ZM236 99H239V98H236ZM18 100V101H19ZM23 99H21V101H22ZM38 100H39V97H38ZM41 100V99H40ZM39 100V101H40ZM44 100V99H43ZM49 101H50V98L48 99ZM52 100V99H51ZM62 100V99H61ZM111 100V99H110ZM128 100V99H127ZM141 100V99H140ZM151 100V99H150ZM177 100V99H176ZM232 100V101H233ZM254 100V99H253ZM7 101V102H6ZM30 101H28V102H30ZM37 101V100H36ZM57 101V100H56ZM68 101V100H67ZM83 101V100H82ZM113 101V100H112ZM126 101V100H125ZM128 101H130V100H128ZM144 101V100H143ZM149 101V100H148ZM168 101V100H167ZM215 101V100H214ZM214 101L212 100V102L214 103ZM223 101V100H222ZM225 101H227V100H225ZM230 101V100H229ZM231 101V102H232ZM248 101V100H247ZM261 101V100H260ZM264 101V100H263ZM25 102L27 103V101H25L24 100V104H25ZM41 102V101H40ZM79 102V101H78ZM123 102H124V100H123ZM131 102H132V100H131ZM145 102V101H144ZM156 102V101H155ZM172 102V101H171ZM38 103V102H37ZM42 103H44V102H42ZM56 103V102H55ZM82 103V102H81ZM86 103V102H85ZM118 103V102H117ZM126 103V102H125ZM129 103V102H128ZM140 103V102H139ZM161 103H162V101H161ZM209 103H211L210 101H209ZM218 103V102H217ZM226 103V102H225ZM225 103H223V104H225ZM228 103V102H227ZM239 103V102H238ZM237 103V104H238ZM264 103V102H263ZM21 104H23L22 102H21ZM20 104V105H21ZM28 104V103H27ZM40 104V103H39ZM77 104V103H76ZM84 104V103H83ZM82 104V105H83ZM115 104V103H114ZM155 104H157V102L155 103ZM159 104V103H158ZM216 104V103H215ZM221 104V103H220ZM219 104V105H220ZM11 105V104H10ZM16 105V104H15ZM18 105H19V102H18ZM32 105V104H31ZM35 105H36V102H35ZM38 105V104H37ZM43 105V104H42ZM47 105V104H46ZM161 105H163V104H161ZM164 105H165V103H164ZM208 105V104H207ZM226 105V104H225ZM251 105V104H250ZM253 105V104H252ZM14 106V105H13ZM17 106V105H16ZM24 106H26V108H27V105L25 104ZM29 106H30V103H29ZM77 106V105H76ZM117 106H118V104H117ZM116 106V107H117ZM120 106H121V104H120ZM126 106V105H125ZM124 106V107H125ZM152 106H153V104H152ZM155 106V105H154ZM160 106V105H159ZM214 106V105H213ZM212 106V107H213ZM248 106V105H247ZM246 106V107H247ZM264 106V105H263ZM18 107H20V106H18ZM22 107V106H21ZM32 108L34 107V106H31ZM30 107V108H31ZM37 107V106H36ZM39 107V106H38ZM46 107V106H45ZM82 107V106H81ZM161 107V106H160ZM159 107V108H160ZM198 107V106H197ZM201 107V106H200ZM207 107V106H206ZM77 108V107H76ZM83 108H85L84 106H83ZM119 108V107H118ZM131 108V107H130ZM158 108V107H157ZM210 109H211V107H209ZM213 108H215V107H213ZM248 108V107H247ZM20 109V111L22 110V108H19ZM18 108H17V110H19ZM35 109L36 108H34V111H35ZM61 109V108H60ZM149 109H151V108H149ZM161 109V108H160ZM164 109V108H163ZM232 109V108H231ZM17 110H16V112H17ZM27 110H28V108H27ZM27 110H25L26 112H27ZM65 110V109H64ZM70 110V109H69ZM104 110H105V108H104ZM103 110V111H104ZM116 110V109H115ZM122 110V109H121ZM146 110V109H145ZM153 110V109H152ZM248 110H249V108H248ZM31 111V110H30ZM66 111V110H65ZM75 111V110H74ZM81 111H82V109H81ZM106 111V110H105ZM120 111V110H119ZM199 111V110H198ZM198 111H197V113H198ZM208 111V110H207ZM246 111H247V109H246ZM19 112V111H18ZM33 112V111H32ZM37 113H38V111H36ZM67 112V111H66ZM112 112V111H111ZM115 112V111H114ZM137 112H139V111H137ZM144 112V111H143ZM154 112V111H153ZM156 112V111H155ZM200 112H203V111H200ZM40 113V112H39ZM86 113V112H85ZM110 113V112H109ZM142 113V112H141ZM225 113V112H224ZM28 114V113H27ZM30 114V113H29ZM33 114V113H32ZM55 114H57V113H55ZM59 114V113H58ZM61 114V113H60ZM59 114V115H60ZM66 114V113H65ZM72 114V113H71ZM93 114V113H92ZM92 114H90L91 116H92ZM102 114V113H101ZM111 114V113H110ZM144 114V113H143ZM203 114V113H202ZM214 114H216V113H214ZM252 114H253V111H252ZM40 115V114H39ZM50 115V114H49ZM58 115V116H59ZM69 115V114H68ZM95 115V114H94ZM118 115V114H117ZM139 115H140V112H139ZM162 115V114H161ZM198 115V114H197ZM210 115V114H209ZM218 115V114H217ZM216 115V116H217ZM8 116V115H7ZM11 116V115H10ZM12 116H13V114H12ZM25 116H26V113H25ZM24 116V117H25ZM29 116V115H28ZM31 116V115H30ZM29 116V117H30ZM48 116V115H47ZM57 116V115H56ZM64 116V115H63ZM71 116V115H70ZM103 116V115H102ZM101 116V117H102ZM115 116V115H114ZM138 116V115H137ZM216 116H214V117H216ZM251 116V115H250ZM9 117V116H8ZM28 117V118H29ZM34 117H35V115H34ZM36 117H39L38 115H36ZM41 117V116H40ZM44 117V116H43ZM51 117V120H50V122H49V120L47 121L46 120V123H44L45 124V126H46V128L44 129H42V132L41 131H39V134H37V136L35 137L34 135L32 136V137H35L34 138V144H36V147H38L37 148V150L38 151H36L35 150V152H33L34 153V156H32V157H30V153L28 154V156L32 159H30L29 157H27V158H29V160L30 161H35V160H40L41 158H43L44 156H46L47 155V157H49V156H53L54 154L56 155L57 154V151L59 150L60 152H61V150L60 149H57V148H60V146H62L63 148H61L62 149V151H64V153L65 152H67L68 153V155H69V153L71 154V153H73V156H74V154H77V153H79V152H70L73 148H75V150L76 149H84L85 147H87V146H89L90 145V143H92V141H91V139H92V135H94L93 133H94V131H95V133L97 132V131H99V130H95L94 128H96V127H92L91 125L93 124L94 125V123H92L91 122V120L89 121L88 119H87V121H89V122H91L92 124L90 125L91 127H89L88 125L90 124L89 122H87V121H85V124L86 125H84V127L86 126V128H91V130L89 131L90 133H88L87 131H86V133L87 134H83V133H85V132H83V131H85V130H81V129H83V128H80V126H81V124H84L82 121L81 122H79V126H78V123L77 124H75L74 123V125H76L75 127H77V128H73V129H70L69 130V127L67 128L68 130H67V132L65 131L66 129H64L65 127H61L62 125H64V122L63 121H66V120H63V121H60L61 123L63 122V124L61 125V123H59V120H60V118H55L56 120L54 121V122H52V115L50 116ZM50 117H48V119H50ZM67 117H69V116H67ZM66 117V118H67ZM75 117V116H74ZM79 117V116H78ZM84 117H85V115H84ZM93 117V116H92ZM106 117V116H105ZM158 117V116H157ZM166 117V116H165ZM187 117V116H186ZM208 117V116H207ZM249 116H247V118H248ZM260 117V116H259ZM263 117V116H262ZM4 118V119H3ZM27 118V117H26ZM72 118V117H71ZM107 118V117H106ZM134 118V117H133ZM137 118V117H136ZM135 118V119H136ZM189 118V117H188ZM191 118V117H190ZM258 118V117H257ZM29 119H31V118H29ZM35 119V118H34ZM42 119H44V121H45V119L46 118H42ZM62 119V118H61ZM70 119V118H69ZM91 119V118H90ZM94 120L96 119V118H93ZM93 119H92V121H93ZM98 119V118H97ZM113 119V118H112ZM111 119V120H112ZM138 119V118H137ZM148 119V118H147ZM146 119V120H147ZM202 119V118H201ZM250 119H251V117H250ZM249 119V120H250ZM260 119H261V117H260ZM263 119V118H262ZM28 120V119H27ZM71 120V119H70ZM69 120V121H70ZM75 119H73L72 121H74ZM86 120V119H85ZM142 120V119H141ZM179 119H177L176 121H178ZM188 120V119H187ZM216 120V119H215ZM257 120H259V119H257ZM257 120H255L254 121V127L255 128H257V129H259V127H260V125L264 128V119H263V121L261 122V123H259V121H258V123L260 124H258L259 125V127L257 126ZM30 121V120H29ZM37 121V120H36ZM36 121H32V122H36ZM43 121V122H44ZM68 121V118H67V122H69ZM99 121H101V120H99ZM103 121H105V120H103ZM102 121V122H103ZM109 121V120H108ZM123 121V120H122ZM150 121V120H149ZM169 121V120H168ZM210 121V120H209ZM252 121V120H251ZM250 121V122H251ZM38 122V121H37ZM77 122V121H76ZM95 122H97V120H95ZM204 122V121H203ZM208 122V121H207ZM3 123V122H2ZM1 123V121H0V124H2ZM9 123V122H8ZM25 123V122H24ZM27 123H29V122H27ZM38 123H40V122H38ZM89 123V124H88ZM108 123V122H107ZM114 123V122H113ZM136 123V122H135ZM208 123H210V122H208ZM4 124V123H3ZM35 124V123H34ZM41 124V123H40ZM68 124V123H67ZM70 124H72V122H70ZM69 124V125H70ZM88 124V125H87ZM97 124H99L98 122H97ZM141 124V123H140ZM185 124V123H184ZM196 124V123H195ZM195 124H192L191 126H195ZM200 124V123H199ZM246 124V123H245ZM248 124V123H247ZM6 125V124H5ZM42 125V124H41ZM66 125V124H65ZM116 125V124H115ZM120 125V124H119ZM138 125H139V122H138ZM189 125V124H188ZM197 125V124H196ZM250 125H251V123H250ZM7 126V125H6ZM83 126V125H82ZM94 126H96V125H94ZM102 126V125H101ZM105 126V125H104ZM126 126V125H125ZM127 126H128V124H127ZM185 126V125H184ZM211 126V125H210ZM4 126H2V129H4L3 128ZM72 127H73V124H72ZM99 126H97V128H98ZM111 127H112V125H111ZM118 127V126H117ZM200 127V126H199ZM253 127V126H252ZM18 128H20V129H22L23 127H18ZM17 128V129H18ZM38 128V127H37ZM86 128H84V129H86ZM96 128V129H97ZM128 128V130H133V129H135V128H133V125H130L129 124V127H127ZM127 128H125L126 130H127ZM139 128V127H138ZM149 128V127H148ZM196 128V127H195ZM254 128V129H255ZM262 128V129H263ZM8 129V131H9V128H7ZM6 129V130H7ZM24 129V128H23ZM22 129V130H23ZM40 129V128H39ZM40 129V130H41ZM87 129V130H88ZM92 129H94L93 131H92ZM99 129V128H98ZM188 129V128H187ZM186 129V130H187ZM192 129V128H191ZM190 128H189V130H191ZM6 130H5V132H6ZM22 130H20L21 131V133L22 132H24V131H22ZM73 130V131H72ZM75 130V131H74ZM82 131V136L80 135L81 134V131ZM102 130V129H101ZM117 130V129H116ZM122 130V129H121ZM121 130H119V131H121ZM142 130H145V129H142ZM171 130V129H170ZM243 130V129H242ZM249 130V129H248ZM264 130V129H263ZM263 130H257V133H255L256 132V130H255V134H253L252 132H251V135L253 136V135H255V139H254V136H253V138H252V136H250L254 141H252L251 142V138L249 139L250 141L248 142V144L246 145L247 147L245 148L244 147V150L246 149V151L244 152H242L243 153V155H245L246 156V161H239L241 164H247V167H249L248 165H251L253 168L252 169H254L255 167H261V165L259 166L258 164H256V165H254V163H255V161H256V163L258 162L259 163V160L260 159H262V158H264V156H262V154L264 155V153H263V151H264V131ZM4 131V130H3ZM10 131H11V129H10ZM15 131V130H14ZM20 131H19V133H20ZM63 131H65V133L63 132ZM80 133H79V132ZM93 133H92V132ZM148 131V130H147ZM178 131V130H177ZM193 131V130H192ZM196 131V130H195ZM254 131V130H253ZM258 131H260V132H258ZM11 132H13V131H11ZM16 132H18V131H16ZM28 132V131H27ZM27 132L25 131L24 133H26L27 134ZM36 132V131H35ZM35 132H33L34 134H35ZM145 132V131H144ZM141 133V134H146V133ZM8 133V132H7ZM14 133V132H13ZM18 133V134H19ZM31 133V132H30ZM75 133V134H74ZM76 133H78L79 135V137H81V138H78V139H76L77 137H75V136H77V134ZM92 133V135H90ZM99 133H100V131H99ZM102 133H103V131H102ZM111 133V132H110ZM140 133V132H139ZM148 133V132H147ZM162 133V132H161ZM195 133V132H194ZM199 133H201V132H199ZM243 133V132H242ZM9 134H11L10 132H9ZM120 134V133H119ZM181 134V133H180ZM0 135H3V132H2V134L0 133ZM5 135H6V133L3 135L4 137H5ZM13 135V134H12ZM14 135H16V134H14ZM22 135V134H21ZM96 135V134H95ZM111 135V134H110ZM128 135V134H127ZM150 135V134H149ZM227 135V134H226ZM11 136V135H10ZM92 136V137H91ZM118 136V135H117ZM137 136V135H136ZM135 136V137H136ZM176 136V135H175ZM200 136V135H199ZM2 137V136H1ZM0 137V138H1ZM12 137V136H11ZM31 137V138H32ZM75 137V138H74ZM102 137V136H101ZM110 137V136H109ZM134 137V138H135ZM141 137H142V135H141ZM145 137H147L146 135H145ZM145 137H143V138H145ZM156 137V136H155ZM191 137H193V136H191ZM240 137V136H239ZM245 137V136H244ZM247 137V136H246ZM245 137V138H246ZM3 138V137H2ZM1 138V139H2ZM7 138L9 139L10 137L8 136V134H7ZM7 138H6V140H7ZM13 138V137H12ZM30 138V137H29ZM74 138V139H73ZM99 138V137H98ZM114 138V137H113ZM121 138V137H120ZM127 138V137H126ZM149 138V137H148ZM147 138V139H148ZM190 138V137H189ZM188 138V139H189ZM219 138V137H218ZM14 139H15V136H14ZM14 139H13V141H14ZM23 139V138H22ZM25 139V138H24ZM76 139V140H75ZM101 139V138H100ZM104 139H105V137H104ZM107 139V138H106ZM122 139V138H121ZM146 139V138H145ZM247 139V138H246ZM5 139H3V141H4ZM5 140V141H6ZM9 140H11V139H9ZM8 140V141H9ZM26 140H27V138H26ZM31 140V139H30ZM29 140V141H30ZM72 140H74V141H72ZM93 140V139H92ZM108 140H109V138H108ZM107 140V141H108ZM111 140V139H110ZM115 140H116V138H115ZM131 140V139H130ZM133 140V139H132ZM193 140H194V137L193 138H191V141L193 142ZM196 140H198V139H196ZM0 141H2V140H0ZM2 141V142H3ZM4 141V143L7 145V143H8V141H6L5 142ZM12 141V140H11ZM31 141H33V140H31ZM72 141V142H71ZM91 141V142H90ZM93 141H95V140H93ZM113 141V140H112ZM150 141V140H149ZM191 141H190V144L191 145H194V144H192L191 143ZM233 141V140H232ZM231 141V142H232ZM246 141V140H245ZM248 141V140H247ZM10 142V141H9ZM27 142V141H26ZM115 142V141H114ZM251 142V144H249ZM1 143V142H0ZM119 143H120V139H119ZM123 143H124V141H123ZM144 143V142H143ZM233 143H235L234 141H233ZM233 143H231V144H233ZM253 143V144H252ZM3 144V143H2ZM10 144V143H9ZM122 144V143H121ZM120 144V145H121ZM243 144H245V143H243ZM1 145V144H0ZM11 145V144H10ZM10 145H7V146H10ZM98 145V144H97ZM108 145V144H107ZM110 145V144H109ZM150 145V144H149ZM187 145H189V144H187ZM242 145V144H241ZM248 145H250V146H248ZM2 146H4V145H2ZM33 146H35V145H33ZM32 146V147H33ZM104 146V145H103ZM153 146H155V145H153ZM236 146V145H235ZM242 146H244V145H242ZM6 147V146H5ZM27 147V146H26ZM29 147H30V145H29ZM28 147V148H29ZM116 147V146H115ZM197 147V146H196ZM229 147V146H228ZM239 147V146H238ZM3 148V147H2ZM1 148V146H0V149H2ZM8 148V147H7ZM6 148V149H7ZM31 148V147H30ZM34 148V147H33ZM191 147H189V149H190ZM240 148V147H239ZM241 148H243V147H241ZM240 148V149H241ZM6 149H4V150H6ZM36 149V148H35ZM141 149V148H140ZM193 149V148H192ZM204 149V148H203ZM238 149V148H237ZM236 149V150H237ZM27 150V149H26ZM31 150H33V149H31ZM55 150H56V152H55ZM74 150V149H73ZM93 150V149H92ZM201 150V149H200ZM232 150V149H231ZM30 151V150H29ZM59 151H58V153H59ZM77 151V150H76ZM109 151H110V149H109ZM126 151V150H125ZM137 151V150H136ZM199 150H197V152H198ZM205 151V150H204ZM8 152V151H7ZM12 152V151H11ZM11 152H9V154L11 153ZM28 152V151H27ZM94 152V151H93ZM92 152V153H93ZM111 152V151H110ZM192 152V151H191ZM195 152V151H194ZM202 152V151H201ZM207 152V151H206ZM262 152V153H261ZM1 153V152H0ZM4 152H2L1 154H3ZM26 153V152H25ZM62 153V152H61ZM61 153L59 154V155H61ZM67 153H66V155H67ZM128 153V152H127ZM132 153V152H131ZM165 153L167 154V151H165ZM168 153H170L169 151H168ZM196 153V152H195ZM261 153V154H260ZM8 153H7V155H9ZM15 154V153H14ZM17 154V153H16ZM157 154V153H156ZM164 154V153H163ZM166 154H164L165 156H166ZM198 154V153H197ZM200 154V153H199ZM4 155V154H3ZM12 155V154H11ZM25 155V154H24ZM27 155V154H26ZM32 155V154H31ZM49 155V156H48ZM54 155V156H55ZM65 155V156H66ZM82 155V154H81ZM125 155V154H124ZM168 155V154H167ZM171 155V154H170ZM201 155H202V153H201ZM232 155V154H231ZM14 156V155H13ZM17 156V155H16ZM21 155H19L18 157H20ZM57 156H58V154H57ZM56 156V157H57ZM62 156V155H61ZM72 156V155H71ZM77 157L79 156V155H76ZM76 156H75V158H76ZM84 156V155H83ZM174 156V155H173ZM204 156H206V155H204ZM262 156V157H261ZM5 157H6V155H5ZM5 157H2V155H0V188H1V186H3L4 184H6V186H7V183H10V182H7V183H5V181H6V178L8 177V175L10 174L11 175V172L13 171V168H15L16 166H12V165H14V163L13 164H10V160H7V158H5ZM8 157V156H7ZM59 157V156H58ZM68 157V156H67ZM81 157V156H80ZM79 157V158H80ZM187 157V156H186ZM190 157V156H189ZM261 157V158H260ZM11 158V157H10ZM21 158V157H20ZM23 159H25V157L23 156L22 157ZM65 158V157H64ZM68 158H70V157H68ZM124 158V157H123ZM258 158H259V160H258ZM12 159V158H11ZM15 159V158H14ZM22 159V160H23ZM55 159V158H54ZM70 159H72V158H70ZM21 159H19V161H22ZM69 160V159H68ZM244 160H245V157H244ZM16 161V160H15ZM18 161V160H17ZM23 161H25L26 162V160H23ZM30 161H27V162H29V165H31L30 164ZM111 161V160H110ZM181 161H183V160H181ZM189 161V160H188ZM234 161V160H233ZM12 162H14V160L12 161ZM40 162H41V160H40ZM72 162V161H71ZM214 162V161H213ZM243 162V163H242ZM249 162V163H248ZM261 162V161H260ZM263 162V161H262ZM17 163V162H16ZM15 163V164H16ZM21 163H23V162H21ZM35 163V162H34ZM33 163V164H34ZM153 163V162H152ZM157 163V162H156ZM229 163V162H228ZM239 163V165L238 166H240L241 164ZM264 163V162H263ZM19 164V163H18ZM66 164V163H65ZM260 164V163H259ZM20 165V164H19ZM211 165V164H210ZM232 165V164H231ZM230 165V166H231ZM236 165V164H235ZM235 165H233V166H235ZM242 165V166H243ZM255 167H254V166ZM21 166V165H20ZM22 166H24V164H22ZM64 166V165H63ZM246 166V165H245ZM250 166V167H251ZM18 167V166H17ZM67 167V166H66ZM237 167V166H236ZM246 167V168H247ZM249 167V168H250ZM257 167V171H260L261 169L260 168H258ZM19 168V167H18ZM17 168V169H18ZM32 168H34V167H32ZM64 168V167H63ZM232 168V167H231ZM264 168V166H262V169ZM145 169V168H144ZM189 169H190V167H189ZM251 169V170H252ZM259 169V170H258ZM18 170H20V168L18 169ZM17 170V171H18ZM25 170V169H24ZM32 170V169H31ZM216 170V169H215ZM230 170V169H229ZM244 170H245V168H244ZM247 170V172L249 173V171H248V168L246 169ZM250 170V171H251ZM256 170H254V171H252V172H257ZM195 171V170H194ZM13 172H15V171H13ZM188 172V171H187ZM190 172V171H189ZM188 172V173H189ZM225 172V171H224ZM242 172V171H241ZM16 173L17 172H15V175H13L14 177L16 176ZM247 173V176L251 173H249L248 174ZM258 173V172H257ZM13 174V173H12ZM18 174V173H17ZM116 174V173H115ZM205 174V173H204ZM221 174H223V173H221ZM220 174V175H221ZM252 174V173H251ZM259 174V173H258ZM224 175V174H223ZM257 175V174H256ZM255 174H253V176L255 177L256 176ZM52 176V175H51ZM165 176V175H164ZM163 176V177H164ZM185 176H186V174H185ZM209 176V175H208ZM216 176V175H215ZM252 175H251V177H253ZM49 177H50V175H49ZM253 177V178H254ZM259 177V176H258ZM263 177V176H262ZM13 178V177H12ZM16 178H19V177H17L16 176ZM218 178V177H217ZM250 178V177H249ZM255 178H257V177H255ZM8 179V178H7ZM9 179H10V177H9ZM8 179V181H10ZM258 179V178H257ZM264 179V178H263ZM13 180V179H12ZM19 180H20V178H19ZM51 180V179H50ZM53 180V179H52ZM163 180V179H162ZM199 180V179H198ZM17 181V180H16ZM62 181H63V179H62ZM191 181H192V179H191ZM253 181V180H252ZM256 181V180H255ZM12 182V181H11ZM64 182V181H63ZM75 182V181H74ZM169 182V181H168ZM194 182V181H193ZM196 182V181H195ZM259 182V181H258ZM261 182V181H260ZM156 183V182H155ZM263 183H264V181H263ZM262 183V184H263ZM192 185H194V184H192ZM196 185V184H195ZM204 185H205V183H204ZM82 186V185H81ZM166 186V185H165ZM168 186V185H167ZM259 186V185H258ZM10 187V186H9ZM9 187H7V188H9ZM98 187V186H97ZM184 187V186H183ZM186 187V189H187V186H185ZM262 187V186H261ZM68 188V187H67ZM77 188V187H76ZM85 188V187H84ZM167 188V187H166ZM182 188V187H181ZM194 188V187H193ZM2 189H3V187H2ZM27 189V188H26ZM163 189H164V187H163ZM171 189V188H170ZM82 190H83V188H82ZM191 190V189H190ZM11 191V190H10ZM121 191V190H120ZM160 191H162V190H160ZM165 191V190H164ZM189 191V190H188ZM184 192H186V191H184ZM80 193V192H79ZM160 193V192H159ZM159 193H158V195H159ZM166 193V192H165ZM2 194V193H1ZM1 194H0V197H1ZM6 194V193H5ZM4 194V196H7V194L5 195ZM12 194V193H11ZM41 194V193H40ZM162 194H163V192H162ZM215 194V193H214ZM50 195V194H49ZM93 195V194H92ZM149 195V194H148ZM168 195V194H167ZM81 196V195H80ZM84 196V195H83ZM110 196V195H109ZM144 196V195H143ZM174 196V195H173ZM177 196V195H176ZM8 197L9 198H12L11 196H9L8 195ZM8 197H7V199H8ZM72 197V196H71ZM144 197H146V195L144 196ZM155 197V196H154ZM162 197V196H161ZM259 197V196H258ZM5 198V197H4ZM47 198V197H46ZM90 198V197H89ZM148 198V197H147ZM156 198V197H155ZM158 198V197H157ZM172 198H174V197H172ZM214 198V197H213ZM1 199H2V197H1ZM6 199V198H5ZM27 199V198H26ZM159 199V198H158ZM3 200V199H2ZM10 200V199H9ZM8 200V201H9ZM43 200V199H42ZM50 200V199H49ZM71 200V199H70ZM82 200V199H81ZM88 200H90V199H88ZM110 200V199H109ZM125 200V199H124ZM161 200V199H160ZM6 201V200H5ZM4 201V202H5ZM162 201V200H161ZM172 201V200H171ZM186 201V200H185ZM241 201H243V200H241ZM253 201V200H252ZM255 201V200H254ZM260 201V200H259ZM10 202V201H9ZM13 202H14V200H13ZM41 202V201H40ZM154 202H155V200H153V201H144L143 202V206L141 207L142 209H143V207H145L146 209H152L153 207H155L156 206V204H158L157 202H156V204L154 205ZM160 202V201H159ZM188 202H190V201H188ZM193 202V201H192ZM196 202H197V200H196ZM231 202V201H230ZM256 202V201H255ZM260 202H263V201H260ZM260 202H258V200H257V202L255 203L256 205H258V206H256L257 208L259 207V208H263L264 207V202L263 203H260ZM8 203V202H7ZM11 203V205L10 206H8V208L9 207H11L13 204H12V201L10 202ZM80 203V202H79ZM83 203V202H82ZM178 203V202H177ZM16 204V203H15ZM166 204V203H165ZM197 204V203H196ZM199 204V203H198ZM197 204V205H198ZM254 204V203H253ZM4 205H5V203H4ZM18 205V204H17ZM76 205V204H75ZM112 205V204H111ZM154 205V206H153ZM160 205H161V203H160ZM170 205V204H169ZM173 205V204H172ZM181 205V204H180ZM246 205V204H245ZM6 206V207H7ZM14 206V205H13ZM12 206V207H13ZM114 206V205H113ZM243 206H244V203H243ZM255 206V205H254ZM11 207V208H12ZM21 207V206H20ZM110 207V206H109ZM167 207V206H166ZM169 207V206H168ZM236 208V207H235ZM246 208V207H245ZM247 208H249V207H247ZM99 209V208H98ZM106 209H109V208H106ZM110 209H113L112 207L110 208ZM109 209V210H110ZM131 209V208H130ZM242 209V208H241ZM260 209V210H261ZM264 209V208H263ZM10 210V209H9ZM12 210H14V209H12ZM19 210V209H18ZM17 210V211H18ZM116 210V209H115ZM156 210H157V208H156ZM220 210H221V208H220ZM243 210H245V209H243ZM6 211V210H5ZM16 211V210H15ZM20 211V210H19ZM97 211V210H96ZM101 211V210H100ZM114 211V210H113ZM131 211V210H130ZM139 211V210H138ZM140 211H141V209H140ZM154 211V210H153ZM158 211V210H157ZM234 211V210H233ZM12 212V211H11ZM40 212V211H39ZM43 212V211H42ZM99 212V211H98ZM104 212V211H103ZM109 212V211H108ZM117 212V211H116ZM116 212H115V214H116ZM136 212V211H135ZM134 212V213H135ZM169 212V211H168ZM243 211H240V213H242ZM14 213H16V212H14L13 211V214ZM21 213H22V211H21ZM30 213V212H29ZM93 213V212H92ZM127 213V212H126ZM131 213H133V212H131ZM131 213H130V215H131ZM140 213V212H139ZM175 213V212H174ZM237 213V212H236ZM246 213V212H245ZM250 213V212H249ZM261 213V212H260ZM264 213V212H263ZM9 214V213H8ZM18 214V213H17ZM25 214V213H24ZM101 214V213H100ZM107 214V213H106ZM262 214V213H261ZM15 215V214H14ZM18 215H21L20 214V212H19V214ZM78 215V214H77ZM112 215V214H111ZM119 215V214H118ZM175 215V214H174ZM177 215V214H176ZM233 215V214H232ZM243 215V214H242ZM25 216V215H24ZM29 216V215H28ZM54 216V215H53ZM63 216V215H62ZM75 216V215H74ZM86 216V215H85ZM93 216V215H92ZM161 216V215H160ZM235 216V215H234ZM238 216H241V215H239V213H238ZM247 216V215H246ZM248 216H250L251 217V214L250 215H248ZM246 217V218H249V217ZM262 216V215H261ZM264 216V215H263ZM139 217V216H138ZM243 217H245V215H243ZM29 217H27V219H28ZM34 218V217H33ZM62 218V217H61ZM105 218V217H104ZM113 218V217H112ZM237 218V217H236ZM263 218V217H262ZM261 218V219H262ZM11 219V218H10ZM24 219V218H23ZM75 219H76V217H75ZM119 219H121V218H119ZM146 219V218H145ZM154 219V218H153ZM257 219V218H256ZM62 220V219H61ZM71 220V219H70ZM74 220V219H73ZM79 220H80V218H79ZM96 220V219H95ZM110 220V219H109ZM131 220V218L129 219V221ZM229 220V219H228ZM241 220H242V216H241ZM248 220V219H247ZM69 221V220H68ZM76 221V223H78V222H80V221H78L77 222V220H75ZM75 221L73 222V223H75ZM82 221V220H81ZM97 221V220H96ZM102 221V220H101ZM105 221H108V220H105ZM128 221V220H127ZM137 221V220H136ZM56 222H58V220L56 221ZM62 222V221H61ZM111 222H114V221H111ZM119 222V221H118ZM256 222V221H255ZM260 222V221H259ZM258 222V223H259ZM59 223V222H58ZM68 223V222H67ZM72 223V224H73ZM83 223V222H82ZM85 223H86V221H85ZM92 223V222H91ZM131 223V222H130ZM130 223L128 224L129 226L128 227H130L131 225H130ZM247 223V222H246ZM262 223H263V220H262ZM261 223V224H262ZM56 224V223H55ZM59 224H61V223H59ZM79 224V223H78ZM98 224V223H97ZM97 224H96V226L95 225H93V226H95V227H97ZM103 224H105V223H103ZM108 224V223H107ZM114 224V223H113ZM117 224V223H116ZM122 224H124V222H122L121 223V225ZM170 224V223H169ZM248 224V223H247ZM58 224H56V226H57ZM76 226L75 227H77V224H75ZM106 225V224H105ZM256 225H258V224H256ZM18 226V225H17ZM33 226V225H32ZM36 226V225H35ZM62 226H63V228H62ZM70 226H71V224H70ZM80 226V225H79ZM107 226V225H106ZM124 225H122V227H123ZM127 226V225H126ZM134 226H136V225H134ZM243 226V225H242ZM259 226V225H258ZM58 227V226H57ZM64 227H65V225H62L61 224V227H59V229L60 228H62V229H64ZM66 227H68V226H66ZM74 227V228H75ZM88 227H90V226H88ZM94 227V228H95ZM118 227V226H117ZM121 227V226H120ZM180 227V226H179ZM261 227H262V225H261ZM261 227H258V228H260V230H261ZM100 228V227H99ZM112 228V227H111ZM123 228H125V227H123ZM155 228V227H154ZM247 228V227H246ZM1 229H2V227H1ZM52 229V228H51ZM54 229V228H53ZM56 229H58V228H56ZM71 229V228H70ZM78 229V228H77ZM86 229V228H85ZM88 229V228H87ZM105 229V228H104ZM127 229H129V228H127ZM131 229V228H130ZM221 229V228H220ZM55 230V229H54ZM67 231H69L68 229H66ZM72 230V229H71ZM125 230V229H124ZM256 230V229H255ZM259 230V229H258ZM12 231V230H11ZM63 231V230H62ZM67 231L65 232L64 231V233H67ZM76 231V230H75ZM78 231V230H77ZM106 231H107V229H106ZM111 231V230H110ZM109 230H108V233L110 232ZM6 232V231H5ZM16 232V231H15ZM70 232H72V231H70ZM70 232H68V234L70 233ZM80 232V231H79ZM93 232V231H92ZM101 232V231H100ZM118 232V231H117ZM127 232V231H126ZM215 232V231H214ZM250 232V231H249ZM253 232H254V234H246L244 237H242V239H239L240 240V242H238V240H237V244L239 245V244H241V247H240V249L242 250V251H244V250H248V249H250V248H252V246H254V245H257V246H255L254 248H256L257 247V249H260V248H258V246L260 247H263L264 248V236H263V234H264V232L263 233H260L261 231H259L258 233H260V234H255V232L256 231H254V229H253ZM252 232V233H253ZM14 233V232H13ZM55 233V232H54ZM61 233H63V232H61ZM73 233H74V231H73ZM77 233V232H76ZM85 233V232H84ZM87 233V232H86ZM103 233V232H102ZM111 233V232H110ZM15 234V233H14ZM26 234H28V232L26 233ZM58 234V233H57ZM81 234V233H80ZM124 234V233H123ZM127 233H125L124 234V236L126 235ZM168 234H170V233H168ZM172 234H174V233H172ZM5 235V234H4ZM7 235V234H6ZM22 235V234H21ZM51 235V234H50ZM53 235V234H52ZM70 235H73V234H69V236ZM94 235V234H93ZM96 235V234H95ZM133 235H134V233H133ZM175 235V234H174ZM242 235V234H241ZM244 235V234H243ZM17 236H20V235H17ZM23 236V235H22ZM57 235H56V233H55V237H56ZM74 236V235H73ZM72 236V237H73ZM76 236V235H75ZM120 236H121V234H120ZM127 236V235H126ZM126 236L125 237H123V239L124 238H126ZM0 237H4V236H2V234L0 235ZM6 237V239L7 240H9V241H16V242H18V239H20L21 238V236L17 239V237L15 236V235H13V234H11V232L7 235V236H5ZM63 237H64V235H63ZM71 237V236H70ZM69 237V238H70ZM76 237H78V236H76ZM88 237V236H87ZM90 237V236H89ZM115 237H117V235H115ZM178 237V236H177ZM206 237V236H205ZM23 238V237H22ZM22 238H21V240H22ZM66 238H68V235H67V237ZM73 238H75V237H73ZM83 238H86V237H83ZM91 238V237H90ZM133 238V237H132ZM189 238V237H188ZM240 238V237H239ZM3 239V238H2ZM5 239V238H4ZM5 239V240H6ZM62 239V238H61ZM71 239V238H70ZM87 239V238H86ZM63 240H64V238H63ZM67 240V239H66ZM74 239H72V241H73ZM76 240H77V238H76ZM104 240V239H103ZM135 240V239H134ZM2 241V240H1ZM23 242L25 241L24 239L22 240ZM75 241V240H74ZM89 241H91V240H89ZM136 241V240H135ZM182 241V240H181ZM6 242V241H5ZM63 242H66L65 240L63 241ZM71 242V241H70ZM78 242H80L81 244H82V242H81V240L80 241H78ZM77 242V243H78ZM191 242V241H190ZM7 243V242H6ZM46 243V242H45ZM48 243V242H47ZM52 243V242H51ZM67 243H68V240H67ZM73 243V242H72ZM71 243V244H72ZM75 243V242H74ZM85 243H87V242H85ZM85 243H83L84 244V246L83 247H85ZM93 243V242H92ZM118 243V242H117ZM231 243H233V242H231ZM2 244V243H1ZM0 244V245H1ZM8 244V243H7ZM14 244V243H13ZM12 244V245H13ZM17 243H15L14 245H16ZM24 244H26V243H24ZM43 244V243H42ZM41 244V245H42ZM69 244V243H68ZM79 244V243H78ZM82 244V245H83ZM90 244V243H89ZM144 244V243H143ZM3 245V247H4V243L2 244ZM12 245H11V248H12ZM23 245V244H22ZM53 245V244H52ZM76 245V244H75ZM80 245V244H79ZM79 245H77L78 247H79ZM102 245V244H101ZM234 248H235V246H237V245H233V244H231ZM263 245V246H262ZM6 246V245H5ZM9 246H10V242H9ZM40 246V245H39ZM38 246V247H39ZM46 246H48V247H50L49 245H46ZM45 246V248H47ZM87 246V245H86ZM98 246V245H97ZM115 246V245H114ZM113 246V247H114ZM135 246V245H134ZM3 247H1L0 246V249L1 248H3ZM23 247V246H22ZM52 247V246H51ZM54 247V246H53ZM76 247V246H75ZM80 247L81 248H83L81 245H80ZM238 247V248H239ZM10 247H8V249H9ZM26 248V247H25ZM42 248H44V247H42ZM41 247H40V249L41 250H43ZM72 248V247H71ZM70 248V249H71ZM87 248H90V250H91V248H92V250H94L93 249V247L90 245V246H88ZM102 248H104L103 247V245H102ZM227 248V247H226ZM248 248V249H247ZM262 248V249H263ZM59 249V248H58ZM75 249V248H74ZM77 249H80V248H77ZM85 249V248H84ZM99 249H100V246H99ZM233 249V248H232ZM262 249H260V252H261V250ZM6 250H7V247H6ZM11 250V249H10ZM15 250V249H14ZM46 250V249H45ZM44 250V251H45ZM49 250H51V248H49V249H47V251L46 252H42V254L44 255V257H46V258H48L49 260H51L53 257H52V255H53V253H50V251ZM53 250V249H52ZM88 250V249H87ZM86 250V251H87ZM89 250V251H90ZM92 250L90 251V252H92ZM173 250V249H172ZM238 250V249H237ZM251 251H252V249H250ZM253 250H255V249H253ZM3 251V250H2ZM2 251H0V253H2ZM4 251H5V249H4ZM34 251V250H33ZM39 251V250H38ZM37 251V252H38ZM74 251H76V250H74ZM78 251V250H77ZM76 251V252H77ZM79 251H81V250H79ZM85 251V250H84ZM84 251H82L81 252V255L82 256H86V257H82L81 255H79V257H82L81 259H79L80 260V262L82 263V264H84L83 262H85V260H86V262L85 263H87V259H90L89 257L91 256L90 254H87L86 252L84 253ZM88 251V252H89ZM115 251V250H114ZM232 251V250H231ZM240 251V250H239ZM256 251V250H255ZM258 251V250H257ZM7 252V251H6ZM11 252V251H10ZM9 252V253H10ZM16 252V251H15ZM32 252V251H31ZM40 252V251H39ZM52 252V251H51ZM54 252V251H53ZM68 252V251H67ZM95 252H96V250H95ZM97 252H98V250H97ZM130 252H132V251H130ZM159 252V251H158ZM174 252V251H173ZM182 252V251H181ZM233 252V251H232ZM235 253H236V251H234ZM246 252V251H245ZM247 252H249V251H247ZM246 252V253H247ZM263 252H264V250H263ZM55 253V252H54ZM66 252L64 251V254H65ZM68 253H70V252H68ZM93 253H94V251H93ZM93 253H92V255H93ZM99 253L100 252H98V255H99ZM111 253V252H110ZM117 253V252H116ZM242 253V252H241ZM5 254V253H4ZM6 254H8V253H6ZM71 254H73V253H71ZM84 254H86V255H84ZM115 254V253H114ZM131 254V253H130ZM233 253H231V256H233L232 255ZM244 254V253H243ZM253 254V253H252ZM255 255H257L256 253H254ZM253 254V255H254ZM258 254H260L259 253V251H258ZM261 254H262V252H261ZM261 254L260 255H257L258 257L259 256H261ZM36 255V254H35ZM58 255V254H57ZM67 256H68V254H66ZM90 255V256H89ZM96 255H97V253H96ZM126 255V254H125ZM128 255V254H127ZM132 255V254H131ZM131 255H129V256H131ZM245 255V254H244ZM264 255V254H263ZM5 256V255H4ZM8 256V255H7ZM10 256V255H9ZM14 256V255H13ZM89 256V257H88ZM99 256H103V254L102 255H99ZM98 256V257H99ZM112 256V255H111ZM119 256V255H118ZM134 256V255H133ZM137 256V255H136ZM156 256V255H155ZM239 256H240V254H239ZM252 256V255H251ZM251 256H249V259H247V260H250V257ZM33 257V256H32ZM35 257H37V256H35ZM34 257V258H35ZM44 257H39V259L40 258H44ZM55 257V256H54ZM72 259H74V256L72 255ZM78 257V256H77ZM77 257H75V258H77ZM93 257V256H92ZM96 257V256H95ZM104 258H105V255L103 256ZM113 257V256H112ZM120 257V256H119ZM234 257V256H233ZM232 257V258H233ZM236 257L237 256H235L233 259H234V261H238L239 259H241L240 257H239V259L238 260H235L236 259ZM245 257H246V255H245ZM253 257L254 256H252V258H251V260H250V262L248 261L247 262V260H246V262L247 263H251L252 262V259H253ZM264 257V256H263ZM3 258H5V260L3 261V259L2 260H0L1 262H0V264H5L6 262V260L7 259H9V261H11V258H7V257H3ZM38 258V257H37ZM36 258V259H37ZM68 258V257H67ZM71 258V257H70ZM86 258V259H85ZM94 258V257H93ZM93 258H92V260H93ZM114 258V257H113ZM121 258V257H120ZM129 258H131L132 260L131 261H133V263H134V260H133V258H132V256L131 257H129ZM127 259L128 261H130V259ZM135 258V257H134ZM158 258V257H157ZM238 258V257H237ZM255 258V257H254ZM31 259V258H30ZM45 259V258H44ZM44 259H42V260H44ZM47 259V260H48ZM54 259V258H53ZM52 259V260H53ZM55 259H56V257H55ZM62 260H63V258H61ZM71 259V260H72ZM78 259H76L75 260V264H77V262L79 261ZM85 259V260H84ZM100 258H98V260H99ZM106 259H107V257H106ZM116 259V258H115ZM184 259V258H183ZM186 259V258H185ZM233 259H231L232 261H233ZM242 259H243V257H242ZM241 259V260H242ZM244 259H246V258H244ZM33 260V259H32ZM41 260V259H40ZM51 260V261H52ZM66 260V259H65ZM70 260V259H69ZM69 260H67V263H68V261ZM78 260V261H77ZM81 260H84L83 262L81 261ZM91 260V259H90ZM91 260V261H92ZM108 260V259H107ZM110 260H111V257H110ZM121 260V259H120ZM142 260V259H141ZM140 260V261H141ZM150 260V259H149ZM159 260V259H158ZM180 260V259H179ZM257 260V259H256ZM255 260V261H256ZM260 260V259H259ZM2 261H3V263H2ZM31 261V260H30ZM58 261H60L61 262V260H58ZM91 261H89V262H91ZM95 260H93L92 261V263L94 262ZM115 261V260H114ZM124 261V260H123ZM136 261V260H135ZM148 261V260H147ZM146 261V262H147ZM153 261V260H152ZM187 261V260H186ZM243 261H245V260H243ZM35 262H38V260L37 261H35ZM41 262H44V261H41ZM66 261H64V263H65ZM72 262H74V260H72ZM79 262V263H80ZM102 261H100V263H101ZM105 263H106V261H104ZM103 262V263H104ZM111 262H113V261H111ZM143 262H145V261H143ZM168 262V261H167ZM177 262V261H176ZM183 262H184V260H183ZM192 262V261H191ZM196 262V261H195ZM200 262V261H199ZM230 262V261H229ZM246 262H245V264H246ZM261 262H262V260H261ZM27 263H28V261H27ZM31 263V262H30ZM29 263V264H30ZM50 263H53V262H50ZM50 263H48V262H46V264H50ZM57 263V262H56ZM66 263V264H67ZM70 263H71V261H70ZM95 263H97V262H95ZM110 263V262H109ZM116 263V262H115ZM114 263V264H115ZM137 263V262H136ZM150 263V262H149ZM162 263V262H161ZM179 263V262H178ZM188 263V262H187ZM213 263V262H212ZM210 261L208 262V261H201L200 263H198L197 262V264H212ZM233 263H235V262H233ZM241 263H243V262H241ZM257 263V262H256ZM7 264H8V260H7ZM11 264V263H10ZM41 264H44V263H41ZM63 264V263H62ZM72 264V263H71ZM88 264V263H87ZM91 264V263H90ZM98 264V263H97ZM108 264V263H107ZM135 264V263H134ZM142 264V263H141ZM173 264V263H172ZM192 264V263H191ZM236 264V263H235ZM258 264V263H257ZM260 264V263H259ZM264 264V263H263Z\"/></svg>",
    "mask_w": 264,
    "mask_h": 264
}]
</instances>
